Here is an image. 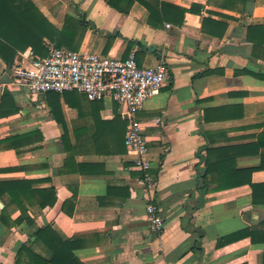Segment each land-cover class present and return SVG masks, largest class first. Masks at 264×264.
Returning <instances> with one entry per match:
<instances>
[{
	"label": "crops",
	"instance_id": "crops-1",
	"mask_svg": "<svg viewBox=\"0 0 264 264\" xmlns=\"http://www.w3.org/2000/svg\"><path fill=\"white\" fill-rule=\"evenodd\" d=\"M31 1L59 31L68 16L86 24L76 52L135 53L141 67L164 59L169 79L139 115L150 191L127 151L128 127L112 123L117 114L128 122L125 107L32 95L12 78L32 49L11 66L0 57V264H17L24 244L46 256L34 242L45 226L79 239L84 264H264V207L253 204L244 172L264 163V60L247 40L248 26L264 23V0H149L152 15L138 2L124 14L108 0ZM256 143L259 154L249 149ZM251 180L264 183V170ZM150 203L165 222L160 234Z\"/></svg>",
	"mask_w": 264,
	"mask_h": 264
},
{
	"label": "built area",
	"instance_id": "built-area-1",
	"mask_svg": "<svg viewBox=\"0 0 264 264\" xmlns=\"http://www.w3.org/2000/svg\"><path fill=\"white\" fill-rule=\"evenodd\" d=\"M47 49L45 57H38L34 52L22 55L24 59H31V63L29 67H13L14 83L32 95L76 91L90 101L109 98L125 107L129 123L125 140L127 151L134 156L135 168L143 173L147 190H153L155 179L150 173L152 162L148 157V141L139 115L144 111L146 101L158 95L168 81L167 62L162 59L154 67H141L135 53L125 60H119L59 48L54 43H49ZM147 215L151 231L162 233L165 222L155 203L148 205Z\"/></svg>",
	"mask_w": 264,
	"mask_h": 264
},
{
	"label": "trees",
	"instance_id": "trees-1",
	"mask_svg": "<svg viewBox=\"0 0 264 264\" xmlns=\"http://www.w3.org/2000/svg\"><path fill=\"white\" fill-rule=\"evenodd\" d=\"M136 2L147 8L151 15L158 13L154 4L149 0H108L111 7L124 14H129L131 7ZM238 2H242L246 6L249 0H225L224 6L234 7ZM160 6L162 10H165V7H173L166 3H161ZM206 21L208 20H204V25H206ZM221 25L223 29L219 36L222 37L227 31L228 24L221 23ZM247 29V40L254 45L255 56L264 60V23L249 25ZM85 32L86 24L72 16L67 17L64 28L59 31L44 17L31 0H0V57L8 66L12 65L19 50L27 48H31L36 56L45 57L48 54L46 38L59 48L66 47L65 49L77 51L81 42L80 38H83ZM259 78L264 80V74L259 75ZM50 93L61 95L55 92ZM71 93L78 92H65L62 96L67 101ZM83 96L87 99L85 95ZM103 101L91 102L102 103ZM120 121L128 127L129 123L118 114L112 123H119ZM261 144H252L249 149L254 154H259ZM258 170H264V163L244 172L248 176V184L252 187L253 204L264 207V183L256 184L251 180L252 174ZM205 182L203 187L206 185ZM244 233L247 236L252 232L246 230ZM234 237L236 236L233 235L231 239ZM34 242L43 248L46 256L36 253L24 244L17 253V264H23L24 261H27V264H84L76 256V251L82 246L81 241L79 239L63 240L51 226L39 228L35 232Z\"/></svg>",
	"mask_w": 264,
	"mask_h": 264
},
{
	"label": "water",
	"instance_id": "water-1",
	"mask_svg": "<svg viewBox=\"0 0 264 264\" xmlns=\"http://www.w3.org/2000/svg\"><path fill=\"white\" fill-rule=\"evenodd\" d=\"M153 48H154L155 50L157 49L156 47H149V50L152 51ZM3 77H4V78H7V75H6V74H3Z\"/></svg>",
	"mask_w": 264,
	"mask_h": 264
}]
</instances>
